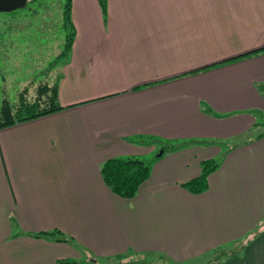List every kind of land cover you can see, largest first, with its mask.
<instances>
[{"label":"crops","instance_id":"1","mask_svg":"<svg viewBox=\"0 0 264 264\" xmlns=\"http://www.w3.org/2000/svg\"><path fill=\"white\" fill-rule=\"evenodd\" d=\"M71 1L63 110L0 130V264H187L234 244L217 264H264V50L240 57L264 48V0ZM111 159L150 167L134 198L104 182Z\"/></svg>","mask_w":264,"mask_h":264},{"label":"rangeland","instance_id":"2","mask_svg":"<svg viewBox=\"0 0 264 264\" xmlns=\"http://www.w3.org/2000/svg\"><path fill=\"white\" fill-rule=\"evenodd\" d=\"M68 1L29 0L25 8L0 13V109L5 101L13 108L18 107L22 98L26 102L35 103L41 88L55 85L52 73L61 64L60 56L69 33L63 21ZM45 101L46 97H42V107H45ZM256 113L260 125L264 126V113ZM222 147L223 150L226 148L225 145ZM159 152L142 159L149 164ZM215 160L220 161V158ZM242 251V244H234L187 264H217ZM112 262L120 264L121 260ZM108 263L111 262L98 261V264ZM122 264L175 263L157 255H142L134 256Z\"/></svg>","mask_w":264,"mask_h":264},{"label":"trees","instance_id":"3","mask_svg":"<svg viewBox=\"0 0 264 264\" xmlns=\"http://www.w3.org/2000/svg\"><path fill=\"white\" fill-rule=\"evenodd\" d=\"M98 1L102 12L106 15L108 11V0ZM71 11L72 1L69 0L63 13L64 28L69 33L66 37L64 50L60 58H63L70 52L76 37V29L71 19ZM263 50L264 48L248 52L240 57H247ZM234 59L236 58L224 62H229ZM42 97H46L45 107H42ZM57 100L58 86L55 84L53 87L44 86L41 88L39 90V99L35 103L26 102L22 98L19 106L13 108L5 101L3 107L0 109V130L63 110V107L57 104ZM171 148H175V146H171ZM218 167L219 164L215 160L204 161L202 163L201 175L184 184V187L192 194L199 195L204 193L209 187V176ZM101 174L104 182L115 195L124 199H132L137 195L140 187L149 179L150 167L139 159H111L103 164ZM55 233L58 232L56 231ZM63 239L67 241L66 238Z\"/></svg>","mask_w":264,"mask_h":264},{"label":"water","instance_id":"4","mask_svg":"<svg viewBox=\"0 0 264 264\" xmlns=\"http://www.w3.org/2000/svg\"><path fill=\"white\" fill-rule=\"evenodd\" d=\"M29 0H0V13H9L25 8Z\"/></svg>","mask_w":264,"mask_h":264}]
</instances>
